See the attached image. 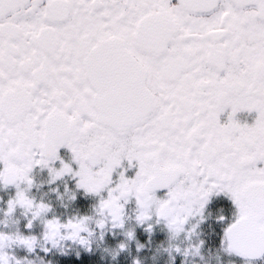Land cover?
Masks as SVG:
<instances>
[{"label":"snow or ice","instance_id":"6c2138e0","mask_svg":"<svg viewBox=\"0 0 264 264\" xmlns=\"http://www.w3.org/2000/svg\"><path fill=\"white\" fill-rule=\"evenodd\" d=\"M0 264H264V0H0Z\"/></svg>","mask_w":264,"mask_h":264}]
</instances>
